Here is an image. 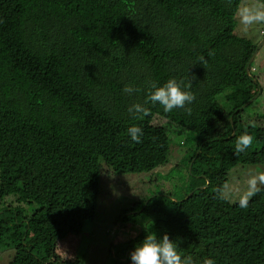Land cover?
<instances>
[{"label":"trees","instance_id":"obj_1","mask_svg":"<svg viewBox=\"0 0 264 264\" xmlns=\"http://www.w3.org/2000/svg\"><path fill=\"white\" fill-rule=\"evenodd\" d=\"M240 2L0 0V245L14 249L8 264H82L61 260L55 243L59 232L93 218L100 161L118 173L163 165L167 128L197 131L218 94L231 92L233 105L220 134L189 155V191L205 183L214 191L236 164H264V130L241 119L240 106L255 94L245 72L255 45L233 33ZM170 78L191 84V111L147 104L134 119L127 109L147 100L148 82ZM126 84L140 91L128 95ZM132 125L143 129L141 143L129 137ZM245 131L253 144L235 154ZM9 195L13 201L4 202ZM170 197L146 201L140 211L154 217L113 244L112 264H132L130 253L151 232L167 234L195 264H264V191L246 209L225 203L236 219L215 229L202 228Z\"/></svg>","mask_w":264,"mask_h":264},{"label":"rangeland","instance_id":"obj_2","mask_svg":"<svg viewBox=\"0 0 264 264\" xmlns=\"http://www.w3.org/2000/svg\"><path fill=\"white\" fill-rule=\"evenodd\" d=\"M243 2L244 0H241L238 9ZM238 9L233 33L256 46L264 37V25L243 30L239 22ZM246 76H250L252 82L248 85L251 89L250 93L255 94L243 107L241 119L251 126L264 130V42L249 64ZM230 94L231 92H228L227 95L218 94L213 97L199 116L200 125L197 131L179 135L172 128H167L169 147L163 165L145 172L118 173L112 172L100 161L94 216L92 219L84 220L77 228L59 232L55 243V254L61 260L75 258L82 264H112L113 244L134 236L154 217L142 213L140 208L155 194L171 195V201H178L184 211L190 214L202 228L207 226L215 229L232 223L236 217L225 204L230 203L216 198L215 191L207 188L206 183L199 189L189 191L192 178L188 174L187 164L189 155L200 140L220 134L229 110L227 106L233 105L229 102ZM160 121L155 117L154 123L158 124ZM256 171H264V164H236L228 169L224 184L243 187L249 173ZM158 198L162 200L161 197ZM196 198L198 200L195 201ZM3 201H13V196H5ZM166 210L171 213L172 205H168ZM130 213L125 221H120L123 214ZM13 253L14 249L11 246L0 245V264H8Z\"/></svg>","mask_w":264,"mask_h":264},{"label":"clouds","instance_id":"obj_3","mask_svg":"<svg viewBox=\"0 0 264 264\" xmlns=\"http://www.w3.org/2000/svg\"><path fill=\"white\" fill-rule=\"evenodd\" d=\"M238 17L243 30L247 31L256 25H264V2L262 0H244L238 9ZM211 54V53H210ZM203 60V57L200 58ZM191 84H183L175 78L168 79L163 85L155 81L148 82L147 100L142 103L131 104L127 111L134 119H142L148 113L147 104H159L165 112L176 108H185L195 100V94L190 90ZM123 91L128 95L139 92L140 89L126 84ZM190 112V108H185ZM131 140L141 143L144 135L143 129L132 125L127 129ZM254 137L251 133L242 132L235 141L234 153L246 152L253 144ZM216 198L229 203H238L239 207L246 209L252 197L264 191V171L249 173L243 187H233L224 184L215 190ZM176 241L167 234L158 237L154 232L147 233L140 243L130 253L132 264H195L191 256H183L178 251ZM203 264H215L211 258H206Z\"/></svg>","mask_w":264,"mask_h":264},{"label":"water","instance_id":"obj_4","mask_svg":"<svg viewBox=\"0 0 264 264\" xmlns=\"http://www.w3.org/2000/svg\"><path fill=\"white\" fill-rule=\"evenodd\" d=\"M263 42H264V37H263V39L260 41V43L257 44V45L254 47L253 51L251 52V54H250V56H249V58H248V61H247V63H246V66H245V72H246V73H247V70H248V66H249V64L251 63V61H252L254 55L256 54V52L258 51V49L260 48V46L263 44ZM253 97H254V96H253ZM253 97L250 98V99H248L246 102H244V103L240 106V108H243L245 105H247V104L253 99Z\"/></svg>","mask_w":264,"mask_h":264},{"label":"flooded vegetation","instance_id":"obj_5","mask_svg":"<svg viewBox=\"0 0 264 264\" xmlns=\"http://www.w3.org/2000/svg\"><path fill=\"white\" fill-rule=\"evenodd\" d=\"M256 87L258 86V84L255 85Z\"/></svg>","mask_w":264,"mask_h":264}]
</instances>
